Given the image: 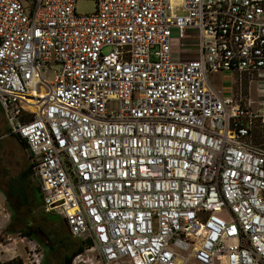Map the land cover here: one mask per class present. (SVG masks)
Wrapping results in <instances>:
<instances>
[{
    "label": "built area",
    "instance_id": "built-area-1",
    "mask_svg": "<svg viewBox=\"0 0 264 264\" xmlns=\"http://www.w3.org/2000/svg\"><path fill=\"white\" fill-rule=\"evenodd\" d=\"M78 1L0 0V109L44 212L101 264H264V94L242 91L264 85V0Z\"/></svg>",
    "mask_w": 264,
    "mask_h": 264
},
{
    "label": "rangeland",
    "instance_id": "rangeland-1",
    "mask_svg": "<svg viewBox=\"0 0 264 264\" xmlns=\"http://www.w3.org/2000/svg\"><path fill=\"white\" fill-rule=\"evenodd\" d=\"M97 7L94 0H79L76 12L79 15L94 14ZM52 70L45 72L47 81L54 77ZM235 77L239 79L238 75ZM215 78L214 87L228 93L232 85L231 75L219 74ZM242 80L243 95L256 100L259 94H264V85L255 82L256 79L252 83L245 77ZM238 86L235 84L234 88ZM257 140L260 141L259 138ZM29 165L28 151L17 137L9 135L8 125L0 111V202L8 188L19 195L8 197V212L11 214L9 220H4L3 213H0L1 260L3 264L12 261L15 264H29L28 249L25 248L27 241H22V237L26 236L39 245L43 264H64L65 258L77 251L84 240L72 236L60 216L44 212L38 183L31 176L21 177ZM73 264H101L98 251L93 248L85 250L74 258Z\"/></svg>",
    "mask_w": 264,
    "mask_h": 264
},
{
    "label": "crops",
    "instance_id": "crops-1",
    "mask_svg": "<svg viewBox=\"0 0 264 264\" xmlns=\"http://www.w3.org/2000/svg\"><path fill=\"white\" fill-rule=\"evenodd\" d=\"M197 41H198L197 31L194 29H189L187 31V36L183 42V45H180L179 42L174 43V45H173L174 57L178 60L179 59L191 60V59L196 58L198 55V50H199ZM216 77H217V75H216ZM29 167H30V165H29ZM31 177H32V175H31ZM9 204H10L9 198L4 191V196L2 197V201L0 202V213L1 212L3 213L4 220L5 219L9 220V218H11V214L8 212V208H9L8 205Z\"/></svg>",
    "mask_w": 264,
    "mask_h": 264
},
{
    "label": "trees",
    "instance_id": "trees-1",
    "mask_svg": "<svg viewBox=\"0 0 264 264\" xmlns=\"http://www.w3.org/2000/svg\"><path fill=\"white\" fill-rule=\"evenodd\" d=\"M17 138H18V137H17ZM18 140L20 141L21 144L24 145L25 148H27L25 142H24L22 139L18 138ZM29 176H31V168H30V167H29L24 173H22L21 177L27 178V177H29ZM34 180H35V179H34ZM35 181H36V180H35ZM36 182H37V181H36ZM13 196L16 197V196H19V195L16 193V191H14V195H13ZM18 198H20V197H18ZM90 247H91V243H90L89 241H83V245L80 246V247L77 249V251H75L71 256L65 258V262H64V264H73V260H74V258L77 257V256L80 255V254H83V253L85 252V250L88 249V248H90ZM49 249H52V247L49 246ZM7 264H15V261L9 262V263H7ZM42 264H43V263H42ZM44 264H45V263H44Z\"/></svg>",
    "mask_w": 264,
    "mask_h": 264
},
{
    "label": "flooded vegetation",
    "instance_id": "flooded-vegetation-1",
    "mask_svg": "<svg viewBox=\"0 0 264 264\" xmlns=\"http://www.w3.org/2000/svg\"><path fill=\"white\" fill-rule=\"evenodd\" d=\"M6 195L9 197V196H13L14 195V190L12 188H8V190L5 192ZM15 197V196H13ZM12 207V205H11ZM13 208V207H12Z\"/></svg>",
    "mask_w": 264,
    "mask_h": 264
},
{
    "label": "bare ground",
    "instance_id": "bare-ground-1",
    "mask_svg": "<svg viewBox=\"0 0 264 264\" xmlns=\"http://www.w3.org/2000/svg\"><path fill=\"white\" fill-rule=\"evenodd\" d=\"M40 87H41V91H42V93H45V91H46V87L44 86V85H40ZM34 90H35V88H34ZM33 90V91H34Z\"/></svg>",
    "mask_w": 264,
    "mask_h": 264
}]
</instances>
